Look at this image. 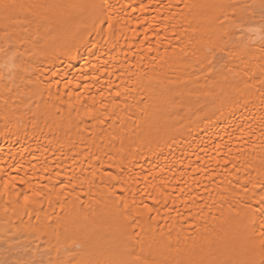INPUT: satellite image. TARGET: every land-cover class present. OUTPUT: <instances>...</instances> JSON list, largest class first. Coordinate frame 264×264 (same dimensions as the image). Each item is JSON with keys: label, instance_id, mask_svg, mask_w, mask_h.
<instances>
[{"label": "bare ground", "instance_id": "6f19581e", "mask_svg": "<svg viewBox=\"0 0 264 264\" xmlns=\"http://www.w3.org/2000/svg\"><path fill=\"white\" fill-rule=\"evenodd\" d=\"M5 2L0 264H264V0Z\"/></svg>", "mask_w": 264, "mask_h": 264}, {"label": "snow or ice", "instance_id": "6c2138e0", "mask_svg": "<svg viewBox=\"0 0 264 264\" xmlns=\"http://www.w3.org/2000/svg\"><path fill=\"white\" fill-rule=\"evenodd\" d=\"M17 7H22V6H19V5L15 4V3H6L5 0H0V10H3V12L5 14L14 13ZM258 186L261 187V188H264V183H262L260 185L254 184L253 188H256ZM259 203H260L259 211L262 214H264V195H261L259 197ZM148 211L151 212L152 209H148ZM133 219H135V218L133 217ZM133 235H135V233H133ZM139 260H140V257L137 256L135 264H138ZM120 264H127V262L121 261ZM145 264H147V262H145Z\"/></svg>", "mask_w": 264, "mask_h": 264}]
</instances>
